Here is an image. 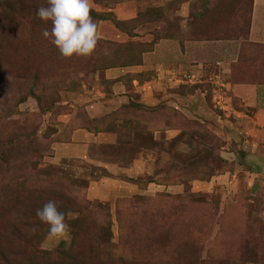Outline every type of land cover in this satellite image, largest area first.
<instances>
[{"label": "rangeland", "instance_id": "obj_1", "mask_svg": "<svg viewBox=\"0 0 264 264\" xmlns=\"http://www.w3.org/2000/svg\"><path fill=\"white\" fill-rule=\"evenodd\" d=\"M254 6L255 0H91L90 12L101 18L90 15L97 46L90 57L64 58L41 34L51 23L35 14L47 0H0V264H264V180L254 189L247 172L233 174L218 155L220 138L200 119L177 138L191 150L162 145L159 177L138 182L158 185L154 195L90 201L95 171L82 160H56L53 149L75 125L62 128L72 106L76 124L88 125L80 97L98 76L136 63L137 52L159 40L195 44L193 61L208 60L211 75L217 59L237 57L230 80L264 85V35L250 40ZM205 43L222 55H198L195 46ZM48 201L65 214L64 239L50 238L35 215ZM79 224L87 231L75 235Z\"/></svg>", "mask_w": 264, "mask_h": 264}, {"label": "crops", "instance_id": "obj_2", "mask_svg": "<svg viewBox=\"0 0 264 264\" xmlns=\"http://www.w3.org/2000/svg\"><path fill=\"white\" fill-rule=\"evenodd\" d=\"M258 3L264 0H255L251 41H262L264 35V7ZM205 44L204 48L195 46L198 55L221 54L213 43ZM194 45L159 40L152 50L138 51L136 63L104 70L102 79L98 76L93 89L80 97L88 125L76 124L77 106H72V112L62 119V128L70 122L75 125L65 139L53 144L54 158L82 160L95 171L88 184L90 201L109 203L119 197L162 191L154 182H138L159 177L162 145L180 146L185 153L191 150L186 143L176 142L185 124L195 119L220 138L218 155L233 165L232 173L247 172L254 189L258 182L260 187L264 180V85L230 80L237 57L217 59L218 72L211 75L207 72L208 60L193 61ZM211 80L215 86L209 87ZM215 94L224 102L215 99ZM219 103L221 107L217 108ZM175 116L182 117L184 128ZM171 188L168 192L175 193L176 188Z\"/></svg>", "mask_w": 264, "mask_h": 264}, {"label": "clouds", "instance_id": "obj_3", "mask_svg": "<svg viewBox=\"0 0 264 264\" xmlns=\"http://www.w3.org/2000/svg\"><path fill=\"white\" fill-rule=\"evenodd\" d=\"M91 0H47V7H38L36 17L50 22L51 30L41 34L50 39L64 58L90 57L100 38L97 24L90 16ZM41 223L48 225V236L64 239L69 233L65 214L58 211L54 201L46 202L35 212Z\"/></svg>", "mask_w": 264, "mask_h": 264}, {"label": "trees", "instance_id": "obj_4", "mask_svg": "<svg viewBox=\"0 0 264 264\" xmlns=\"http://www.w3.org/2000/svg\"><path fill=\"white\" fill-rule=\"evenodd\" d=\"M90 15L91 16H94V17H98L101 20V18L96 13H94V12H90ZM56 204H58V203H56ZM70 204L75 205L73 203H70ZM60 209L61 208H58V211H60V212L63 211V210H60ZM86 229H87L86 224L85 225L84 224H79V230L77 231V233H75V235H78L79 233H85L87 231Z\"/></svg>", "mask_w": 264, "mask_h": 264}]
</instances>
